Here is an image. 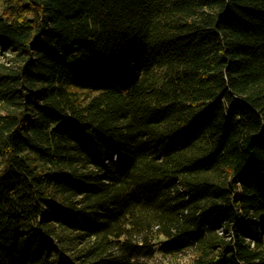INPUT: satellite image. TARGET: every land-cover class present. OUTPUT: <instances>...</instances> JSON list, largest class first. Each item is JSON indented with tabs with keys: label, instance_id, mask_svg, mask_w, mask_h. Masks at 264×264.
Returning a JSON list of instances; mask_svg holds the SVG:
<instances>
[{
	"label": "trees",
	"instance_id": "obj_1",
	"mask_svg": "<svg viewBox=\"0 0 264 264\" xmlns=\"http://www.w3.org/2000/svg\"><path fill=\"white\" fill-rule=\"evenodd\" d=\"M2 1L0 264H264V0Z\"/></svg>",
	"mask_w": 264,
	"mask_h": 264
},
{
	"label": "rangeland",
	"instance_id": "obj_2",
	"mask_svg": "<svg viewBox=\"0 0 264 264\" xmlns=\"http://www.w3.org/2000/svg\"><path fill=\"white\" fill-rule=\"evenodd\" d=\"M3 10H4L3 1L0 0V15L2 14ZM179 259H180L181 262L186 263L189 260V255L182 256Z\"/></svg>",
	"mask_w": 264,
	"mask_h": 264
}]
</instances>
